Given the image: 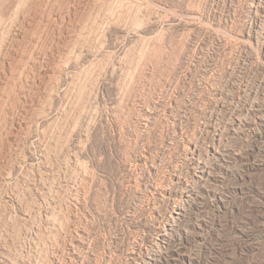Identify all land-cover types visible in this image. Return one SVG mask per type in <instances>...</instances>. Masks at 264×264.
<instances>
[{
  "label": "rangeland",
  "instance_id": "rangeland-1",
  "mask_svg": "<svg viewBox=\"0 0 264 264\" xmlns=\"http://www.w3.org/2000/svg\"><path fill=\"white\" fill-rule=\"evenodd\" d=\"M0 264H264V0H0Z\"/></svg>",
  "mask_w": 264,
  "mask_h": 264
},
{
  "label": "bare ground",
  "instance_id": "bare-ground-1",
  "mask_svg": "<svg viewBox=\"0 0 264 264\" xmlns=\"http://www.w3.org/2000/svg\"><path fill=\"white\" fill-rule=\"evenodd\" d=\"M21 1H22V0H21ZM100 2H101V0H100ZM25 3H26V2H25ZM118 3H119V2H118ZM23 5H24V4H23ZM109 5H110V4H109ZM112 6H113V5H112ZM121 7H122V6H121ZM112 9H113V8H112ZM126 9H127V8H126ZM116 11H117V10H116ZM129 11H130V10H128V12H129ZM138 11H139V10H138ZM15 12H16V11H15ZM17 12H18V11H17ZM109 14H110V13H109ZM135 15H136V14H135ZM111 16H112V15H111ZM1 17H2V16H1ZM9 17H10V16H9ZM92 20H94V19H92ZM95 20H96V19H95ZM108 21H109V20H108ZM3 22H4V21H3ZM9 22H10V21H9ZM93 24H94V23H93ZM108 24H109V23H108ZM106 25H107V23H106ZM6 26H7V25H6ZM101 26H102V25H101ZM103 26H104V25H103ZM103 26H102V27H103ZM2 27H3V26H2ZM4 28H5V27H4ZM98 28H99V27H98ZM104 28H105V27H104ZM87 30H88V29H87ZM93 30H94V29H93ZM4 31H5V30H4ZM95 31H96V30H95ZM1 32H2V31H1ZM1 34H2V33H1ZM94 34H95V33H94ZM98 34H99V33H98ZM6 36H7V35H6ZM96 36H97V35H96ZM1 37H2V36H1ZM85 37H86V36H85ZM2 40H3V39H2ZM89 40H90V39H89ZM96 42H97V41H96ZM92 68H93V67H92ZM80 165H81V164H80ZM82 166H83V165H82ZM80 172H81V171H80ZM54 211H55V210H54ZM54 211H53V212H54ZM59 213H60V212H59ZM57 214H58V213H57ZM52 216H53V215H52ZM59 217H60V216H59ZM54 218H55V217H54ZM54 218H53V219H54ZM46 219H47V218H46ZM58 220H59V219H58ZM53 221H54V220H53ZM58 222H59V221H58ZM57 225H58V224H57ZM56 229H57V228H56ZM56 229H55V230H56Z\"/></svg>",
  "mask_w": 264,
  "mask_h": 264
}]
</instances>
